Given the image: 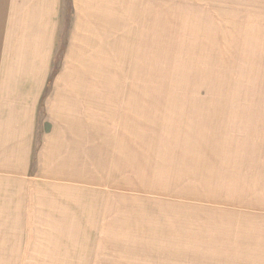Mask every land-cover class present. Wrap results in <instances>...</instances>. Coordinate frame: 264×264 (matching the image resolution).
I'll return each mask as SVG.
<instances>
[{"label": "rangeland", "instance_id": "rangeland-1", "mask_svg": "<svg viewBox=\"0 0 264 264\" xmlns=\"http://www.w3.org/2000/svg\"><path fill=\"white\" fill-rule=\"evenodd\" d=\"M9 4L0 264H264V0Z\"/></svg>", "mask_w": 264, "mask_h": 264}, {"label": "crops", "instance_id": "crops-1", "mask_svg": "<svg viewBox=\"0 0 264 264\" xmlns=\"http://www.w3.org/2000/svg\"><path fill=\"white\" fill-rule=\"evenodd\" d=\"M14 1H16V0H14ZM18 1V0H17ZM30 0H19L18 2H16V4H14L13 3V0H9V3H12V4H9V7H7L6 9H5V11H6V21H7V13H10L11 15H13V12H14V10H15V7H18L19 8V5H21V8H24L25 6H27V4H28V2H29ZM34 6V4H31L28 8H27V10H26V12L25 13H21V16L23 17V18H27L26 20H24V19H22L21 17H20V21H23V24L22 25H20V28H21V31L20 30H17V34H18V39H19V42H20V44H22V43H27L28 41H27V39H26V32H27V28H28V30H32V25L29 23V21L30 20H28L29 19V16H30V14H32V12L30 11L31 10V8ZM46 11V10H45ZM1 21V20H0ZM5 21V24L7 25V30L5 31V37H7V41H6V43H5V46H6V44H8V46H7V48L8 49H11L12 48V40H13V37L11 36V34H12V29H13V26H14V23H16L15 21H13V19L11 18V19H9L7 22ZM31 22V21H30ZM70 93V90H65L63 93H65L64 94V96L66 97V96H73L72 94H68L67 95V93ZM73 93V92H72ZM37 102H38V99H37ZM66 102V100L64 99V101H63V103H65Z\"/></svg>", "mask_w": 264, "mask_h": 264}]
</instances>
